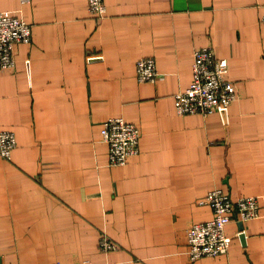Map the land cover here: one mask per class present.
Segmentation results:
<instances>
[{
	"label": "crops",
	"instance_id": "crops-1",
	"mask_svg": "<svg viewBox=\"0 0 264 264\" xmlns=\"http://www.w3.org/2000/svg\"><path fill=\"white\" fill-rule=\"evenodd\" d=\"M0 0L32 25L0 70V264H264V0ZM213 47L241 90L228 113L181 115L197 48ZM154 57L163 78L140 83ZM141 128L140 153L109 161L102 124ZM221 189L254 196L260 215L226 228V255L190 261L188 230L214 218ZM106 234L118 250L98 247ZM244 234L245 240L241 236Z\"/></svg>",
	"mask_w": 264,
	"mask_h": 264
},
{
	"label": "built area",
	"instance_id": "built-area-1",
	"mask_svg": "<svg viewBox=\"0 0 264 264\" xmlns=\"http://www.w3.org/2000/svg\"><path fill=\"white\" fill-rule=\"evenodd\" d=\"M89 10L101 22L107 13L104 0H87ZM264 23V16L262 17ZM33 28L25 20L9 11H0V70L15 69V47L20 43L32 44ZM193 65V81L186 90L175 96V107L181 115L204 116L215 112L228 113L231 104L241 96L237 84L228 79L229 64L220 59L213 47L197 48ZM136 73L140 83H156L163 78L157 69L154 57H144L137 62ZM102 138L109 145V161L114 166L128 165L130 158L140 153L141 128L122 117H110L102 124ZM17 148L16 134L0 130V157L11 160ZM201 203L214 210V218L189 227L187 238L190 261L201 257L226 255L230 251L232 237L227 226L234 220L246 223L259 217L261 209L257 197L250 196L234 200L221 189H215ZM98 247L104 253L119 249L120 245L103 234ZM62 264V263H53ZM81 264H91L85 261Z\"/></svg>",
	"mask_w": 264,
	"mask_h": 264
},
{
	"label": "water",
	"instance_id": "water-1",
	"mask_svg": "<svg viewBox=\"0 0 264 264\" xmlns=\"http://www.w3.org/2000/svg\"><path fill=\"white\" fill-rule=\"evenodd\" d=\"M245 237L246 236L244 234H242L241 238H242L243 241L245 240Z\"/></svg>",
	"mask_w": 264,
	"mask_h": 264
}]
</instances>
